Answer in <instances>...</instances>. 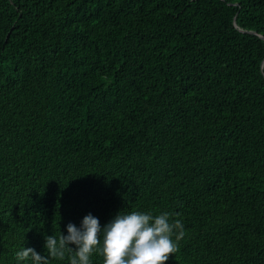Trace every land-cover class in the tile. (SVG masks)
I'll return each mask as SVG.
<instances>
[{
    "label": "trees",
    "instance_id": "1",
    "mask_svg": "<svg viewBox=\"0 0 264 264\" xmlns=\"http://www.w3.org/2000/svg\"><path fill=\"white\" fill-rule=\"evenodd\" d=\"M132 211L264 264V0H0V264Z\"/></svg>",
    "mask_w": 264,
    "mask_h": 264
},
{
    "label": "clouds",
    "instance_id": "2",
    "mask_svg": "<svg viewBox=\"0 0 264 264\" xmlns=\"http://www.w3.org/2000/svg\"><path fill=\"white\" fill-rule=\"evenodd\" d=\"M67 233L45 236L47 256L23 246L16 252V260L49 264L50 258L64 260L67 252L72 253L69 264H92L94 253L103 257V264H166L169 256L179 250L185 230L183 223L172 221L167 212L153 215L132 211L118 212L103 228L98 218L88 214L80 228L69 223Z\"/></svg>",
    "mask_w": 264,
    "mask_h": 264
}]
</instances>
